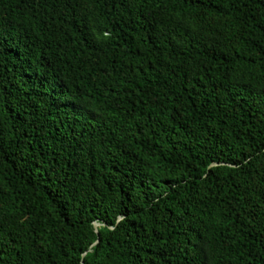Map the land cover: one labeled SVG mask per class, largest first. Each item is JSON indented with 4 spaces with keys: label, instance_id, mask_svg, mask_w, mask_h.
I'll return each mask as SVG.
<instances>
[{
    "label": "trees",
    "instance_id": "1",
    "mask_svg": "<svg viewBox=\"0 0 264 264\" xmlns=\"http://www.w3.org/2000/svg\"><path fill=\"white\" fill-rule=\"evenodd\" d=\"M0 264H264V0H0Z\"/></svg>",
    "mask_w": 264,
    "mask_h": 264
},
{
    "label": "water",
    "instance_id": "2",
    "mask_svg": "<svg viewBox=\"0 0 264 264\" xmlns=\"http://www.w3.org/2000/svg\"><path fill=\"white\" fill-rule=\"evenodd\" d=\"M99 227H100V225H98V224H95L94 225V228H95V231H96V233L98 234V229H99ZM99 242H97L96 244H98ZM95 244V245H96Z\"/></svg>",
    "mask_w": 264,
    "mask_h": 264
}]
</instances>
